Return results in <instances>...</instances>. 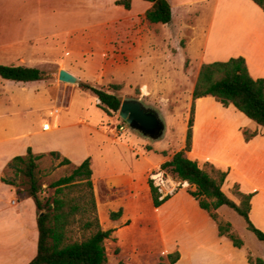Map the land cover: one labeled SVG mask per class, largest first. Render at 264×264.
Wrapping results in <instances>:
<instances>
[{"label": "crops", "instance_id": "1", "mask_svg": "<svg viewBox=\"0 0 264 264\" xmlns=\"http://www.w3.org/2000/svg\"><path fill=\"white\" fill-rule=\"evenodd\" d=\"M98 1L101 2V0ZM113 2L114 0L108 1V3ZM134 3L135 1L132 0L131 9H133ZM141 4L142 8L136 12H141L145 16L146 10L152 6V3L141 1ZM97 6L101 7L100 4L96 3L92 8ZM117 6L122 7L123 5ZM171 7L173 16L170 23L150 22L156 26H161L162 29L167 28L170 34L166 35L165 31L156 32L154 42L147 40L148 35L145 34L130 37L124 54L126 56L122 62H117V59L120 58L113 51L111 52L107 72L112 79L123 84L124 89H138V98L150 106L175 104V100L178 99L177 92L182 89H186V97L192 101L193 90L204 63L225 61L238 56H243L246 59L249 72L254 78H264V9L254 0H187V4L183 5L186 8L184 17L177 26L174 23L175 4H171ZM217 15H219L217 31L219 36L213 41V46L217 43L218 45H215L216 48L210 49L212 30ZM111 19H103L106 25L112 26L106 35L107 40H114L115 38L113 29L115 21ZM93 21L84 25H93ZM228 35H231L233 39H229ZM167 36L170 37L167 41L180 43L178 46L175 45L174 50L163 49L164 45L169 47L166 39H163ZM231 45L236 46V50L221 55L227 53L221 49ZM101 59L95 53L89 58L88 63H83L80 66L86 73H96L101 67ZM1 63L28 66L12 61L1 60ZM78 67L70 64L63 69L75 75ZM21 83L27 84V101L22 107L30 112H39L40 132L52 131L53 135L57 137L56 139H62L65 135L55 132L61 131L64 125L75 117L78 119L76 123L84 125L86 128L85 131L80 130L79 138L75 140L82 156L74 159L72 150L67 148L65 142L50 148H40L32 143H26L19 152H16L11 146L22 135H16L10 126L0 125V264H28L37 254L38 211L36 203L32 197L19 193L17 186L2 180L12 158L16 155L27 154L29 146L32 147L35 154L47 153L49 155L51 151H58L61 154L58 159L59 163L66 157L71 161L69 164H74V167L87 157H91L98 214L101 210L99 181L107 183L111 189L117 187L126 193H130L136 203L134 212H141L143 209L140 208L139 187L146 186L151 197L149 178L160 169L164 161L171 159L176 151L185 146L184 140L178 149L169 154L160 153V160L154 162L149 157V153L161 149H157L151 143H143L140 135L134 131L128 133L126 128L120 131L121 136L120 134L112 135L115 129L113 123L108 122L113 117L98 106L100 99L97 96L93 93L91 95L88 90L82 89L81 86L82 90H78L70 86L60 85V88L70 91V94L64 99L63 109L57 108L60 111L58 123L49 130H45L43 124L50 122L47 120L46 113L50 112L52 100L44 95L36 101L35 91L32 87L34 81ZM77 84L80 85V82ZM30 90L34 93L32 94ZM77 93L88 97L89 102L86 104L88 111L83 115L81 102L75 96ZM195 102L193 145L188 156L196 160L201 167L205 162H210L218 168L228 170V177L223 187L225 192L234 188L235 185H239L242 192L253 193L250 217L255 226L264 231V127L252 119L254 123L246 119L233 120L226 117L215 119V110L225 115V110L234 105L224 106L213 96H203L197 98ZM90 108L98 110L95 115L96 119H93L94 115L90 112ZM62 112H64V116L60 117ZM3 115H0V118L12 116V113ZM237 118L239 117L237 116ZM165 119L167 121V118ZM199 120H202L206 126L213 125L215 122L225 126V129L221 131L222 138L216 141L218 142L216 150H211L210 145L213 141L211 131L198 133ZM53 122L54 119L50 123L53 124ZM102 123L105 126L100 128L99 125ZM244 130L257 131L258 134L250 140H246ZM84 135L87 139H84ZM90 139L92 140L91 145L89 144ZM146 145L152 148L147 149ZM120 149H123L124 153L132 158L134 164L124 160V155L120 154ZM96 158L105 166V169L100 173H97L95 169ZM159 174H164V171L159 172ZM183 191L184 195H181ZM165 194L167 193H163V195ZM180 196L184 199L193 200L197 209L192 212L187 210L180 212L171 207L168 208L167 212V218L170 221H164L161 215L153 218L154 224L159 229L160 241L165 254L175 251L180 253V258L175 264H253L249 261L250 248L246 242L244 241V245L239 248L227 236L220 235L216 221L211 218L206 210L200 208L198 201L187 192V189L178 190L162 206L154 207L158 210L154 212L159 214L161 210H164L162 209L163 206L176 202ZM6 200L7 202H5ZM4 202L10 204L14 210L7 208ZM237 202H239V198ZM224 206L218 208L219 215ZM120 208L124 210L123 213H126L127 217L130 216L125 205ZM103 210L105 213L107 206ZM123 213L120 218L112 219V221L121 218L123 220ZM126 222L127 220L122 221V224ZM128 225L127 223L124 224V226ZM30 234H32L31 237Z\"/></svg>", "mask_w": 264, "mask_h": 264}, {"label": "rangeland", "instance_id": "2", "mask_svg": "<svg viewBox=\"0 0 264 264\" xmlns=\"http://www.w3.org/2000/svg\"><path fill=\"white\" fill-rule=\"evenodd\" d=\"M109 0H0V62L1 60L7 62H18L26 64L28 66H36L45 72L42 80L34 81L32 84L33 91H35V100L41 99L44 95L52 100L50 104V112L46 113L47 120L52 122L53 118L50 115L51 110L57 108L63 109L64 99L70 94V91H66L64 88H60V85L70 86L80 90V85L75 83H69L60 80L59 72L63 67L79 66L77 68L76 76L80 78L79 82H88L92 85L103 87L114 93H116L121 100L127 98H138V89H124V85L116 80L112 79L107 72L108 61L111 58V52L113 51L116 56L117 62H122L125 58L124 54L127 50V42L130 37H136L140 34L148 35V39L154 42V35L156 32L165 31L166 35L170 34L167 28H160L151 24L144 15L139 11L142 8L141 1L146 0H134L133 9L126 10L123 6L118 7L116 0L113 3H108ZM171 4H175L174 23L177 26L184 17L185 7L183 5L187 0H168ZM96 3L97 6L92 8ZM219 15L216 17V23L212 30V38L210 40V49L216 48L218 45L213 46V41L219 36L217 34L219 28ZM96 18V20H94ZM104 18H112L114 20V40H107L106 35L111 30L112 26H108L103 22ZM94 20V21H93ZM93 25H84L91 23ZM110 22V21H109ZM177 28V27H175ZM166 29V30H165ZM229 34V33H228ZM232 34V33H231ZM221 37H224L220 35ZM229 36V35H228ZM234 36V35H233ZM169 36L163 37V39L169 40ZM229 39H233L230 35ZM149 42V41H148ZM183 42V41H182ZM181 42V43H182ZM169 47L163 46L164 50H174L175 45L178 46L179 42L167 41ZM230 52L236 50V46H226L221 51ZM229 52V53H228ZM98 54L102 59L101 67L98 68L96 73H86L82 66L83 63H88L89 58ZM92 54V55H91ZM94 58V56H93ZM88 61V62H87ZM90 64L93 65L92 62ZM76 69V68H75ZM120 84L121 88L115 90L111 85ZM27 84L21 82H15L6 80L0 77V115L11 114L12 116H6L0 118V125L4 124L10 126L16 132L19 138L13 142L12 149L19 152L24 144L32 143L40 148H50L52 146H59L65 142L67 148L73 152L74 159L81 157V151L76 144L75 140L79 138L80 130L85 131L84 125L77 124V117L71 118L68 124H65L61 131L55 133H62L65 135L62 139H56L53 132H40L41 126L39 121V112L27 111L22 107L27 101ZM82 90V89H81ZM32 93V90H30ZM186 89L179 90L177 92L178 99L176 103L172 105H151L156 108L166 123V131L163 137L160 139H151L144 137L134 129H132L126 121H124L120 115L119 110L111 113L112 119H109L108 123H113L115 131L112 135L120 134V126L123 124L126 126V131L131 133L132 131L140 135L141 141L144 143H151L157 149L149 153V157L154 162H157L161 158L160 153L169 154L178 149L182 142L185 140V135L188 126V119L190 117V109L192 101L186 97ZM34 93V92H33ZM32 93V94H33ZM93 95L90 91H88ZM68 95V96H67ZM76 99L81 102L82 115L87 113L88 97L79 93L75 94ZM99 110H101L99 108ZM225 115L220 114L218 111H214V118H224L240 120L246 119L254 123L249 117L237 110L234 106L225 110ZM90 112L95 118L98 110L90 108ZM44 114V113H43ZM99 114V113H98ZM169 114L170 116H168ZM3 115V116H4ZM64 116V112L60 114V117ZM165 116V117H164ZM237 116L239 118H237ZM169 117V118H168ZM167 118V121L166 119ZM105 126V124L99 125ZM198 133L203 131H211V150L214 151L218 148L216 141H219L221 137V131L225 129L224 125H220L217 122L213 125L206 126V124L199 120ZM250 132H254L249 130ZM110 133V131H108ZM84 134V133H83ZM121 136V134H120ZM84 139L87 137L84 135ZM89 144H92V140H89ZM147 149L152 147L146 145ZM120 154L124 155V160L130 164L132 158L124 153L123 149H120ZM58 159H53L50 155H46L38 160V180L42 186V193L40 197L43 202L52 198L54 195V188L50 187V184L68 175L74 168V164L60 165ZM105 166L96 158L95 169L97 173H100ZM203 167L208 171H211L212 164L205 162ZM155 174V173H153ZM6 178L16 179L19 186H29L26 178L23 175L15 176V170L9 167L5 173ZM155 184L159 185L163 193H171L175 195L178 190H185L190 194L189 190H195V186L189 185L187 182H183L178 178H174L171 173L161 174L162 181L151 175ZM167 182V183H166ZM27 183V184H25ZM100 206L99 217L103 229L113 228L115 231L111 236L105 239L104 244L107 252V264H158L160 261L167 263L169 260L165 254V250L162 247L160 241L159 229L154 224L153 218L161 215L163 220L170 221L167 218L168 208L172 207L173 210L180 211H195L194 201L183 198L180 196L176 202L170 205L163 206L161 212L156 214L154 211H158L154 208L149 191L146 186L139 187V202L141 212L135 211V199L119 188L111 189L107 183L99 181L98 183ZM181 188V189H180ZM185 188V189H184ZM229 197L234 200H238L237 189L231 188L226 190ZM232 193V194H231ZM78 189H74L71 192L72 196H79ZM23 195V194H22ZM181 195H184V191ZM191 195V194H190ZM149 197V200H148ZM148 200V202H147ZM179 200V201H178ZM7 202V200L5 201ZM4 202V205L14 210ZM125 205L127 212H130V216L127 217L126 213H123L122 218L117 221H112V212L118 211L120 207ZM107 206V210L104 213L103 208ZM114 208V209H113ZM124 211V210H123ZM125 219V220H124ZM127 220L128 226H124L122 221ZM220 220L223 222H230L232 230L239 234L249 249V258L254 262L258 257L264 259V241H261L257 236L247 228L246 222L242 216H240L235 210L229 206H224L220 210ZM73 231L70 233V239H82V230L80 228V222L76 221L72 225ZM32 234H30L31 237ZM15 264V263H12Z\"/></svg>", "mask_w": 264, "mask_h": 264}, {"label": "trees", "instance_id": "3", "mask_svg": "<svg viewBox=\"0 0 264 264\" xmlns=\"http://www.w3.org/2000/svg\"><path fill=\"white\" fill-rule=\"evenodd\" d=\"M152 6L146 10L145 18L151 23H170L172 21V7L168 0H146ZM264 9V0H254ZM117 5L126 9L132 8V0H117ZM45 72L39 67L25 65H10L0 62V77L15 82L38 81L44 78ZM84 90H88L100 99L99 107L107 114L120 109L122 100L114 92L80 82ZM115 90L120 84L111 85ZM203 96H213L224 106L234 105L240 112L264 127V78H254L248 69L243 56L231 57L225 61L204 63L199 71L198 79L193 90V99L190 117L186 131L185 146L176 151L171 159L164 161L160 169L155 171L154 177L162 181L159 172L171 173L174 178L188 182L195 186L189 190L198 201L200 208L206 210L216 221L219 234L227 236L236 247H242L244 240L232 230L230 222L220 220L218 208L227 205L235 210L246 222V226L259 240L264 241V231L255 226L250 217L251 199L253 193H244L235 185L239 202L229 197L223 187L228 177V170H223L212 164L211 171L201 167L196 160L188 156L192 150L196 99ZM258 133L244 130L246 140H250ZM47 153L35 154L31 146L27 154L16 155L8 166L15 170V176L23 175L29 186L21 187L16 179L2 177L8 184L18 187L19 193L32 197L36 203L38 216V244L37 254L28 264H107V252L104 244L115 229H103L98 214L97 200L93 183V169L91 157H87L75 166L71 173L53 181L50 187L54 188L52 198L42 201L40 193L42 186L38 180V160ZM54 159L61 157L60 152H49ZM71 163L64 157L60 165ZM209 163V162H208ZM25 183V184H27ZM151 198L154 207L158 208L167 202L171 193L163 195L159 185L154 179L148 180ZM167 183V182H166ZM78 189L79 196L71 195L72 190ZM44 211L42 215L40 213ZM123 209L112 212V219L122 216ZM80 222L82 239L71 240L72 225ZM168 262L160 261L158 264H175L179 258V251L167 254ZM253 264H264V259L258 257ZM119 264H124L120 262Z\"/></svg>", "mask_w": 264, "mask_h": 264}, {"label": "water", "instance_id": "4", "mask_svg": "<svg viewBox=\"0 0 264 264\" xmlns=\"http://www.w3.org/2000/svg\"><path fill=\"white\" fill-rule=\"evenodd\" d=\"M59 78L69 83H79V78L73 73L61 69ZM120 117L128 123V125L143 136L151 139H160L166 131V123L160 112L146 105L140 98H127L121 103L119 109ZM44 211L40 213L42 215Z\"/></svg>", "mask_w": 264, "mask_h": 264}, {"label": "built area", "instance_id": "5", "mask_svg": "<svg viewBox=\"0 0 264 264\" xmlns=\"http://www.w3.org/2000/svg\"><path fill=\"white\" fill-rule=\"evenodd\" d=\"M59 113H60L59 109L52 111V116H53L54 122H53V124H51L50 122H46L45 124H43V129L49 130L52 126L56 125V123H58ZM125 128H126V126H124L123 124L120 126L121 131L125 130Z\"/></svg>", "mask_w": 264, "mask_h": 264}]
</instances>
